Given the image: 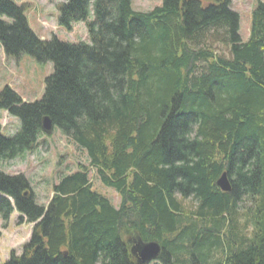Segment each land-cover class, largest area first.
I'll use <instances>...</instances> for the list:
<instances>
[{
	"label": "trees",
	"instance_id": "16d2710c",
	"mask_svg": "<svg viewBox=\"0 0 264 264\" xmlns=\"http://www.w3.org/2000/svg\"><path fill=\"white\" fill-rule=\"evenodd\" d=\"M56 8L59 26L84 23L90 43L42 40L25 5L0 0L5 55L54 66L39 101L0 91V110L21 122L12 138L0 126V161L33 153L48 117L89 164L45 206L24 175L0 171L3 227L15 212L34 225L6 264H137V244L149 242L162 247V264H264V3L247 41L231 0ZM91 170L119 207L94 191ZM223 174L231 192L217 185Z\"/></svg>",
	"mask_w": 264,
	"mask_h": 264
},
{
	"label": "rangeland",
	"instance_id": "374dc122",
	"mask_svg": "<svg viewBox=\"0 0 264 264\" xmlns=\"http://www.w3.org/2000/svg\"><path fill=\"white\" fill-rule=\"evenodd\" d=\"M25 5L26 17L30 29L42 40H51L54 36L63 42L90 43L88 29L84 23H75L72 32L58 24L59 13L56 6L62 0H13ZM164 0H132L136 11L148 12L161 6ZM264 0H231V9L239 14L240 35L244 41L249 38L251 14ZM93 16L91 15V19ZM54 72L51 62L39 64L30 55L7 57L0 45V91L9 86L23 103H33L42 99L45 92V80ZM0 126L5 137L12 138L21 130L18 118L0 110ZM89 164L86 154L64 137L61 131L53 129L44 134L40 145L33 153H25L12 161H0V171L6 175L22 174L31 183L36 203L45 206L53 196V187L63 177L80 170V165ZM90 181L94 191L98 192L119 207L120 198L114 189L105 187L90 171ZM19 214L15 212L4 228L0 220V264H6L12 252L20 256L22 246L30 240L34 225L18 224ZM150 264H162L159 260Z\"/></svg>",
	"mask_w": 264,
	"mask_h": 264
},
{
	"label": "water",
	"instance_id": "95a60500",
	"mask_svg": "<svg viewBox=\"0 0 264 264\" xmlns=\"http://www.w3.org/2000/svg\"><path fill=\"white\" fill-rule=\"evenodd\" d=\"M53 124L50 118L46 117L43 120L42 129L46 134H51L53 131ZM219 189L223 192H231V184L226 174H223L217 182ZM162 252V247L157 242H149L137 244L136 255L137 264H150L152 261L159 259Z\"/></svg>",
	"mask_w": 264,
	"mask_h": 264
},
{
	"label": "crops",
	"instance_id": "0c3cea01",
	"mask_svg": "<svg viewBox=\"0 0 264 264\" xmlns=\"http://www.w3.org/2000/svg\"><path fill=\"white\" fill-rule=\"evenodd\" d=\"M1 49L3 50L2 46H1ZM3 53H4V50H3ZM4 55H5V53H4Z\"/></svg>",
	"mask_w": 264,
	"mask_h": 264
},
{
	"label": "bare ground",
	"instance_id": "6f19581e",
	"mask_svg": "<svg viewBox=\"0 0 264 264\" xmlns=\"http://www.w3.org/2000/svg\"><path fill=\"white\" fill-rule=\"evenodd\" d=\"M54 127V126H53ZM54 129V128H53ZM46 134V133H45Z\"/></svg>",
	"mask_w": 264,
	"mask_h": 264
}]
</instances>
